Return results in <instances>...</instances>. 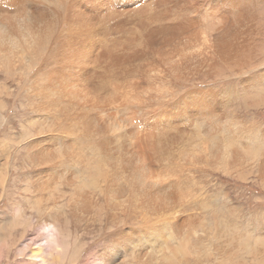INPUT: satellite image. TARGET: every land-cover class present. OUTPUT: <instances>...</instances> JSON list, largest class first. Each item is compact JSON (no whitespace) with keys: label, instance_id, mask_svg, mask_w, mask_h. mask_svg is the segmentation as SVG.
I'll list each match as a JSON object with an SVG mask.
<instances>
[{"label":"bare ground","instance_id":"obj_1","mask_svg":"<svg viewBox=\"0 0 264 264\" xmlns=\"http://www.w3.org/2000/svg\"><path fill=\"white\" fill-rule=\"evenodd\" d=\"M245 9L240 0H0V125L11 104L16 111L22 101L31 114L21 117L28 135L14 147L20 186L31 193L22 210L56 228L67 212L86 209L75 218L84 229L101 225L99 201L104 218L121 217V226L99 245L97 264H133L132 255L141 264H186L212 252L182 232V218L170 220L166 204L176 201L171 189H192L188 174L203 162L229 174L243 159L241 137H252L218 110L226 88L194 82L259 59L247 58L239 30ZM64 187L74 191L60 217L65 191L49 202L44 190Z\"/></svg>","mask_w":264,"mask_h":264},{"label":"rangeland","instance_id":"obj_2","mask_svg":"<svg viewBox=\"0 0 264 264\" xmlns=\"http://www.w3.org/2000/svg\"><path fill=\"white\" fill-rule=\"evenodd\" d=\"M240 1L243 7H246L244 16L247 13L239 27V30L243 31L242 36L247 34L249 41L247 43L250 44L249 50L246 51L247 58L253 61L258 57V62H249L241 69L233 66L231 70L227 69L228 71L222 69L221 73L214 71L211 76L217 78L219 83H212L213 78L200 75L194 82L202 88L211 81L210 84L227 89L229 84L235 83L240 77L243 78L251 69L264 65V0ZM198 2L202 3L203 0ZM210 9L216 10L217 6ZM227 95L226 92L228 101L225 105L217 102V105H220L218 110L220 109L221 115L228 114L229 117L241 121L243 133L250 131L252 137L250 140L241 137L240 156L243 155V159L238 163H230L229 174L225 175L218 169L205 170L202 167L205 163L203 162L199 171L188 174L193 181L192 189L170 190L176 197L174 203L166 204L172 205L169 212L170 220L179 221L182 218L185 224L182 232L187 233L191 240L194 238L197 240L199 236L197 240L199 244L203 248L205 246L206 251H212L201 253L199 256L188 255L183 259L186 264H264V173L258 172L260 166L264 167V90L258 88L244 98L237 99ZM21 102L18 106L22 105ZM18 106L13 105L15 110L21 113L14 111L11 104L7 108L11 109L7 123L0 125V264H97L95 252L99 250V245L101 242H105L104 247L109 244L112 231L118 230L121 226V217L115 220L104 218L99 201L95 214L101 225L85 228L86 224L84 229L77 228L83 219L75 221V218L76 216L84 218L86 209L67 212L68 194L74 191L73 189L64 187L56 191L44 190L46 193L44 197L48 198L49 202L55 199L53 192L60 194L65 191L63 196L56 200L59 201L57 206L61 212L60 217L67 212V222L59 223L56 228L38 222V215L34 210H22L23 201H26L22 198L28 199L31 193L22 189L20 181L22 175L18 171L19 162L14 147L15 141L19 142L28 135L24 132L26 125L22 127L19 123L21 117H28L31 114L22 110L23 105ZM8 135L13 141L8 140ZM250 146L255 148L257 154H251ZM8 165H11L9 172ZM186 173V170L183 171V177ZM4 179H7L8 183L3 184ZM32 199H37V195ZM40 205H44V200L40 201ZM89 215L90 213L87 214ZM223 221L226 225L222 223ZM128 223L138 226V223L130 220ZM226 227L227 230H231L230 233L220 235V228L227 231ZM236 230L239 234L234 233ZM208 232L213 233V236L210 233L208 235ZM102 236L105 240H102ZM174 242L169 240L168 244L172 246ZM200 242H203V245ZM81 245L85 247L80 248ZM212 246L217 249L224 246V250L215 252ZM120 257L125 258L123 254ZM135 258V255H132L126 258V261L141 264Z\"/></svg>","mask_w":264,"mask_h":264},{"label":"snow or ice","instance_id":"obj_3","mask_svg":"<svg viewBox=\"0 0 264 264\" xmlns=\"http://www.w3.org/2000/svg\"><path fill=\"white\" fill-rule=\"evenodd\" d=\"M258 88L264 90V65L251 69L243 78L229 84L226 92L232 99H237L244 98ZM50 138L55 139L56 137ZM37 143H41V141H37Z\"/></svg>","mask_w":264,"mask_h":264}]
</instances>
